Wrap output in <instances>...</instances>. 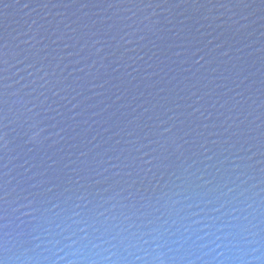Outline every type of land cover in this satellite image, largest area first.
Here are the masks:
<instances>
[{
	"label": "water",
	"instance_id": "obj_1",
	"mask_svg": "<svg viewBox=\"0 0 264 264\" xmlns=\"http://www.w3.org/2000/svg\"><path fill=\"white\" fill-rule=\"evenodd\" d=\"M0 264H264V0H0Z\"/></svg>",
	"mask_w": 264,
	"mask_h": 264
}]
</instances>
